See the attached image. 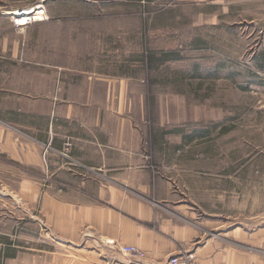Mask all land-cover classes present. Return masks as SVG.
Wrapping results in <instances>:
<instances>
[{
	"label": "rangeland",
	"instance_id": "374dc122",
	"mask_svg": "<svg viewBox=\"0 0 264 264\" xmlns=\"http://www.w3.org/2000/svg\"><path fill=\"white\" fill-rule=\"evenodd\" d=\"M0 60V115L53 90L90 133L122 123L170 183L171 200L147 202L264 255V0H0ZM23 178L0 159V264H74L34 231L46 221Z\"/></svg>",
	"mask_w": 264,
	"mask_h": 264
},
{
	"label": "crops",
	"instance_id": "0c3cea01",
	"mask_svg": "<svg viewBox=\"0 0 264 264\" xmlns=\"http://www.w3.org/2000/svg\"><path fill=\"white\" fill-rule=\"evenodd\" d=\"M1 62L0 73H9L12 65ZM52 93L19 96L24 108H10L12 119L0 115V159L24 173L21 183L41 201L46 221L34 231L63 245L64 256L69 249L74 264H117L127 260L120 247L131 244L146 251V263L191 253L200 264H264V255L228 241L214 221L184 225L156 210L147 198L171 200L170 183L144 169L145 154L128 142L122 123L90 133L71 104L52 105Z\"/></svg>",
	"mask_w": 264,
	"mask_h": 264
},
{
	"label": "built area",
	"instance_id": "2783aa9c",
	"mask_svg": "<svg viewBox=\"0 0 264 264\" xmlns=\"http://www.w3.org/2000/svg\"><path fill=\"white\" fill-rule=\"evenodd\" d=\"M121 251L127 255V260L124 262H119L117 264H158V263H146L147 260V253L142 248L131 245L125 244L122 245ZM165 264H200L194 258V256L190 253H183V254H175L171 255Z\"/></svg>",
	"mask_w": 264,
	"mask_h": 264
},
{
	"label": "bare ground",
	"instance_id": "6f19581e",
	"mask_svg": "<svg viewBox=\"0 0 264 264\" xmlns=\"http://www.w3.org/2000/svg\"><path fill=\"white\" fill-rule=\"evenodd\" d=\"M12 13V12H11ZM31 14V12L28 9H22V10H16L13 12V15L18 16V23L24 24L28 23L33 17H28ZM17 18V17H16ZM36 17H34L35 19Z\"/></svg>",
	"mask_w": 264,
	"mask_h": 264
}]
</instances>
